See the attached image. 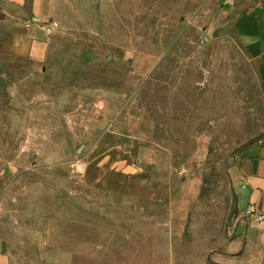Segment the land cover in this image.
I'll return each instance as SVG.
<instances>
[{
  "label": "rangeland",
  "instance_id": "374dc122",
  "mask_svg": "<svg viewBox=\"0 0 264 264\" xmlns=\"http://www.w3.org/2000/svg\"><path fill=\"white\" fill-rule=\"evenodd\" d=\"M202 3L48 0L42 61L0 33L10 264H264V224L250 245L233 232L264 87Z\"/></svg>",
  "mask_w": 264,
  "mask_h": 264
},
{
  "label": "crops",
  "instance_id": "0c3cea01",
  "mask_svg": "<svg viewBox=\"0 0 264 264\" xmlns=\"http://www.w3.org/2000/svg\"><path fill=\"white\" fill-rule=\"evenodd\" d=\"M47 1L0 0V33L8 31L7 38L1 40L13 51L38 61L46 57L50 45L52 16L47 11ZM199 9L207 21L204 29L234 41L255 65L257 77L264 87V0H203ZM238 171L239 199L245 201V206L244 210H237L233 232L239 242L250 245L261 238L264 224L245 213L251 203L258 211H264V145L258 156L243 158ZM0 232V264H10L11 231L8 226H0Z\"/></svg>",
  "mask_w": 264,
  "mask_h": 264
},
{
  "label": "built area",
  "instance_id": "2783aa9c",
  "mask_svg": "<svg viewBox=\"0 0 264 264\" xmlns=\"http://www.w3.org/2000/svg\"><path fill=\"white\" fill-rule=\"evenodd\" d=\"M245 213L247 215H253L257 221L264 223V211H258L255 204H249Z\"/></svg>",
  "mask_w": 264,
  "mask_h": 264
}]
</instances>
